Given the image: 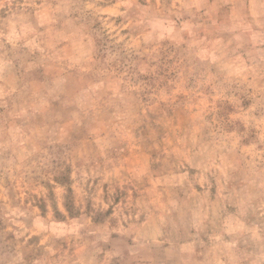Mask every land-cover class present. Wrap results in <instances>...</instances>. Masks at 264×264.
Returning <instances> with one entry per match:
<instances>
[{
    "label": "rangeland",
    "instance_id": "1",
    "mask_svg": "<svg viewBox=\"0 0 264 264\" xmlns=\"http://www.w3.org/2000/svg\"><path fill=\"white\" fill-rule=\"evenodd\" d=\"M0 264H264V0H0Z\"/></svg>",
    "mask_w": 264,
    "mask_h": 264
}]
</instances>
